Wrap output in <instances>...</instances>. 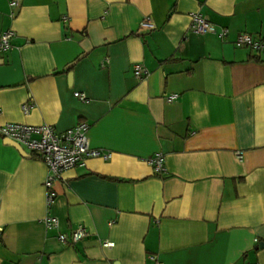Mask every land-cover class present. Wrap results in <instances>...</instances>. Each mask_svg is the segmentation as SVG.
<instances>
[{
  "label": "crops",
  "instance_id": "crops-1",
  "mask_svg": "<svg viewBox=\"0 0 264 264\" xmlns=\"http://www.w3.org/2000/svg\"><path fill=\"white\" fill-rule=\"evenodd\" d=\"M194 12L227 34L191 32ZM6 30L0 125L85 122L111 157L65 170L47 206L44 162L0 137V264H264V48L234 45L264 40V0H0Z\"/></svg>",
  "mask_w": 264,
  "mask_h": 264
},
{
  "label": "built area",
  "instance_id": "built-area-1",
  "mask_svg": "<svg viewBox=\"0 0 264 264\" xmlns=\"http://www.w3.org/2000/svg\"><path fill=\"white\" fill-rule=\"evenodd\" d=\"M10 4H16V1H11ZM140 26L152 29L154 24L148 19H144L141 21ZM189 28L191 32L196 34L214 33L220 38H223L228 32L226 28L217 30L199 12L190 14ZM13 35L14 31L12 30L0 33V51L7 50L10 47V40ZM234 45L237 48H250L257 52L264 48V40L243 32L237 36ZM147 73V70L139 64H136L133 68V74L138 80L144 78ZM73 95L79 100L86 99L85 95L81 92H74ZM27 110L28 107L25 105L24 111ZM87 132L88 124L85 122H78L63 131H58L48 124L28 125L10 122L0 125V137L19 144L25 151L37 156L46 165L47 174L43 184L46 188L45 202L47 206L50 205L55 195L52 185L55 180L61 177L65 170L82 167L89 158L110 159L111 152L90 146ZM236 155L238 158L241 157L240 152H237ZM148 163L152 167L154 174L159 175L164 172L162 155H153L148 159ZM42 221L46 229L56 227L58 224L57 218L49 214ZM87 234V229L79 224L71 231L69 236L59 234L58 238L62 242L74 243L86 237ZM101 244L104 247H111L113 242L104 240ZM150 258L154 259V256H150ZM156 263L159 264L157 261Z\"/></svg>",
  "mask_w": 264,
  "mask_h": 264
},
{
  "label": "water",
  "instance_id": "water-1",
  "mask_svg": "<svg viewBox=\"0 0 264 264\" xmlns=\"http://www.w3.org/2000/svg\"><path fill=\"white\" fill-rule=\"evenodd\" d=\"M9 144H12L14 145L20 152L22 155L24 156H28V154L26 153V151L17 143L13 142V141H10V140H6Z\"/></svg>",
  "mask_w": 264,
  "mask_h": 264
}]
</instances>
